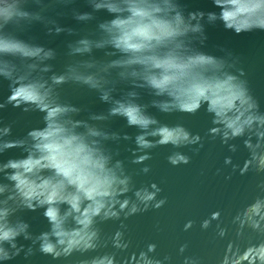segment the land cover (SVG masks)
Returning <instances> with one entry per match:
<instances>
[{"label": "clouds", "instance_id": "clouds-1", "mask_svg": "<svg viewBox=\"0 0 264 264\" xmlns=\"http://www.w3.org/2000/svg\"><path fill=\"white\" fill-rule=\"evenodd\" d=\"M69 5L73 0H53ZM219 11L185 12L179 0H86L91 11L71 8L78 22L96 20L93 33L78 36L67 44L70 57L76 59L61 72L53 71L49 61L56 52L40 44L20 38L33 23L45 26L48 34L75 29L62 26L56 16L45 14V0H31L37 9L26 7L29 0H0V79L9 82L5 103L23 111L41 113L42 126L29 129L24 136L8 139L12 125L0 122V155L18 147L23 155L0 161V261L33 253V246L53 258L73 253L97 252L109 243L116 250H126L130 241L117 229L102 236L99 223L127 218L150 208H160L166 197H158L161 189L155 182L139 188L125 171L123 162L115 159L105 141H118L120 134L94 122L121 117L128 127L138 129L134 137L125 134L136 145L133 162L150 158L149 149L171 145L180 149L200 144L202 137L181 123L161 122L149 109L165 114L173 112L194 114L201 109L211 115L208 134L227 144L232 152L237 145L228 143L243 137L248 151L239 172H264V111L252 95L243 70L237 69V57L221 47L224 54L216 56L201 50L207 36L205 24L221 22L226 30L236 34L253 30L264 31V0H212ZM108 13L97 19L96 13ZM199 45V46H198ZM93 50H102L110 59L92 57ZM235 69V71H234ZM68 83L95 91L108 104L106 112H89L79 119L81 108L61 99L59 88ZM120 85L126 87L120 88ZM141 90L152 99L141 102ZM119 91V95H114ZM198 151V149H192ZM168 162L177 166L187 164L190 157L172 151ZM224 163L232 164L231 157ZM149 166L141 171L147 173ZM7 181V182H4ZM257 187L261 194L238 209L232 218L237 225V240L247 227L264 236V181ZM131 192L132 196L128 193ZM43 209L48 228L38 234L29 231V223L16 217L19 209ZM219 211L211 212L200 222L206 229L217 220ZM188 220L184 230L193 225ZM217 235L223 238L226 229L216 225ZM23 239L30 243H19ZM187 244H181V253ZM156 244L149 242L127 257L126 264H165L153 255ZM80 264H118L115 252H99L80 261ZM183 264H201L200 258L185 256ZM218 264H264V239L243 247L229 241Z\"/></svg>", "mask_w": 264, "mask_h": 264}, {"label": "water", "instance_id": "water-1", "mask_svg": "<svg viewBox=\"0 0 264 264\" xmlns=\"http://www.w3.org/2000/svg\"><path fill=\"white\" fill-rule=\"evenodd\" d=\"M45 2L48 3V11L45 14L55 16L56 12H63L64 15L56 16V19L62 26L75 29V34L69 35L65 32L48 34L44 25L33 23L23 31H18L17 35L31 43L54 49L56 57L49 63L52 64L53 71L61 72L66 64L76 59L89 58L88 56H68L67 44L78 36L93 33L97 21L78 22L72 18L71 8L73 7L81 12L91 11L86 0H73V3L66 6L56 4L53 0H45ZM179 2L186 13L196 10L219 11L213 6L212 0H179ZM26 7L37 9L31 0ZM95 15L99 20L107 18L109 14L101 11ZM205 33L207 40L203 46L198 45L201 50L216 56L224 54L220 51L221 47L230 50L237 57L236 68L243 70L242 78L247 80L260 110L264 111V31L253 30L236 34L232 30H226L221 22H217L205 24ZM91 55L96 59H110L114 56V54L107 56L102 50H93ZM119 87L123 88L126 85ZM58 91L61 99L81 108L77 117L79 119H87L89 112H106L109 107L98 98L95 91L84 86L68 83L62 85ZM9 92V82L0 79V103L6 102ZM114 95H119V91ZM151 99L152 97L146 91L141 90V102L147 103ZM149 111L161 122L183 124L191 132L198 133L202 140L200 144L180 149H174L171 145L157 146L147 150L150 153L149 159L134 163V157L143 153L133 152L136 147L133 140L122 137L125 134L134 137L138 129L128 127L121 117L94 122L100 127L120 134L121 138L118 141L108 140L105 141V145L115 153V159L123 162L126 173L132 178L133 185L139 188L155 182L161 189L157 198L166 197V203L158 209L150 208L127 218L121 216L120 219L107 220L98 224L102 236H110L117 229L124 231L125 238L130 241L129 248L116 250L109 243L97 252L73 253L68 257L53 258L40 253L35 250L36 246H33V253L27 257L22 250L16 257L8 261H0V264H80L81 260L105 251L115 252L118 264H126V259L131 253L138 252L149 242L156 244L153 255L157 258L163 259L165 255L170 257L165 264H183L185 256L199 257L201 264H218L230 240L243 247L247 243H256L264 239V236L246 227L243 235L237 240V225L232 223L236 211L261 194L257 185L264 181V172L247 171L244 174L239 172V167L248 156V151L243 145L244 138L228 142L237 145L235 152L230 151L227 144L221 143L219 136L213 139L208 134V129L213 126L212 118L204 107L194 114L179 112L165 114L154 108H150ZM0 122L12 125V135L8 139L22 137L29 129L42 126L41 113L25 112L10 103L0 108ZM192 149H198V151ZM177 150L190 157L189 163L173 166L168 162L167 156ZM21 155H23L21 149L13 147L0 155V161ZM225 157H231L232 163L238 167L234 170L232 164L226 165ZM144 165L149 166L150 170L147 173L141 171ZM0 180H3L2 174H0ZM128 195L132 196V193L129 192ZM213 211L220 212L219 218L212 220L208 228L202 229L200 222L209 217ZM42 212L43 209L40 208L19 209L13 219L19 217L26 220L30 225L29 231L38 234L48 228V222ZM188 220L194 223L189 229L184 230L183 225ZM217 223L226 229L223 238L217 235ZM19 243L27 246L30 242L20 239ZM185 243L187 247L181 253L180 245Z\"/></svg>", "mask_w": 264, "mask_h": 264}]
</instances>
